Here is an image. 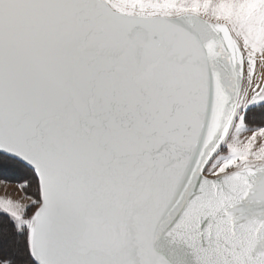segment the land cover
<instances>
[{"label":"snow or ice","instance_id":"obj_1","mask_svg":"<svg viewBox=\"0 0 264 264\" xmlns=\"http://www.w3.org/2000/svg\"><path fill=\"white\" fill-rule=\"evenodd\" d=\"M0 264H264V0H0Z\"/></svg>","mask_w":264,"mask_h":264}]
</instances>
